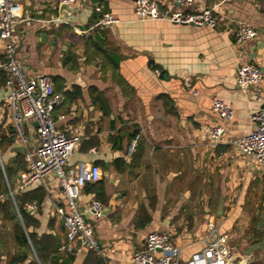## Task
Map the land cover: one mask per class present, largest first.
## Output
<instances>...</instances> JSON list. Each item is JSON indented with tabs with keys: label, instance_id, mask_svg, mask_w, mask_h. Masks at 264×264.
Here are the masks:
<instances>
[{
	"label": "crops",
	"instance_id": "obj_1",
	"mask_svg": "<svg viewBox=\"0 0 264 264\" xmlns=\"http://www.w3.org/2000/svg\"><path fill=\"white\" fill-rule=\"evenodd\" d=\"M15 1L22 5L15 26L17 57L27 73L57 77L62 90L81 88L80 98L54 111L61 129L81 137L69 166L99 165L109 197L102 218L87 213L101 252L84 249L71 264H135L133 253L154 230L173 235L181 262L203 264L212 225L216 234L228 235L239 258L264 263V222H259L264 220V167L233 143L255 127L251 115L264 105V78L247 89L236 81L245 62L257 63L264 72V0H194L189 11L213 8L216 29L142 20L136 0H76L72 5L79 10L70 15L60 11L61 0ZM154 1L162 12L180 6L176 0ZM95 6L112 12L117 21L98 25ZM242 24L259 34L240 44L236 32ZM4 47L0 39V54ZM92 87L102 91L109 111L93 102ZM7 92L0 85V131L11 135V113L3 104ZM213 97L232 107V120L223 122L212 109ZM217 124L225 131L214 143L211 128ZM27 133L34 143L30 126ZM17 152L24 155L17 138L0 149V173ZM9 187L13 197L23 189L19 174ZM37 187L45 190L44 201H36V210L26 204L40 220L36 231L57 234L64 242V223L55 213L66 205L59 180L49 174L25 190ZM92 197L95 192L85 188L83 209ZM147 217L150 222L143 224ZM254 243L262 247L247 256ZM61 255L68 257L65 251ZM6 260L2 249L0 264Z\"/></svg>",
	"mask_w": 264,
	"mask_h": 264
},
{
	"label": "built area",
	"instance_id": "obj_2",
	"mask_svg": "<svg viewBox=\"0 0 264 264\" xmlns=\"http://www.w3.org/2000/svg\"><path fill=\"white\" fill-rule=\"evenodd\" d=\"M75 1L61 0L62 3L68 4H74ZM176 1L180 5L179 8L162 12L154 0H136L135 12L142 20L165 19L174 23L217 28L218 16L213 8L189 11L194 0ZM95 11L98 15V25L108 26L117 21L112 12L104 10L101 6H95ZM21 19L22 5L19 1L0 0V39L5 41V57L0 60V71L6 75L5 85L8 89L3 104L10 110L17 140L24 147L26 161V168L19 172V188L38 184L49 174H54L59 180L66 204L65 207H57L55 211L65 227V240L59 250L73 255H78L84 249L101 252L94 235V226L88 220L87 213L90 212L97 219L102 218L106 205L100 199L92 197L83 209L80 199L85 186L100 181L103 171L97 164L80 163L69 166V159L81 137L79 134H68L57 125L54 110L63 103L64 95L55 92L52 77L29 75L19 61L15 26ZM258 34L256 27L242 24L236 32V42L245 43L256 38ZM263 78L264 72L255 62L242 63L237 69L236 81L243 89L257 87ZM211 105L223 122L234 118L232 107L224 100L213 97ZM251 118L256 123L255 127L233 143L242 154L264 167V105L254 111ZM29 126L35 132L34 143H31L26 135ZM224 131L223 124L211 128L214 143L223 139ZM137 140L134 139L129 147L130 155L136 148ZM10 194L13 196V191H10ZM28 208L36 210L38 203L33 201ZM211 231L212 237L203 255L206 263L203 264H238L246 260L237 256L228 242V235L216 234L213 225ZM180 253L181 250L171 233L154 230L147 235L143 247L133 253L132 261L135 264H185L180 260ZM197 263H200L198 259L188 262ZM245 264H250V261Z\"/></svg>",
	"mask_w": 264,
	"mask_h": 264
},
{
	"label": "trees",
	"instance_id": "obj_3",
	"mask_svg": "<svg viewBox=\"0 0 264 264\" xmlns=\"http://www.w3.org/2000/svg\"><path fill=\"white\" fill-rule=\"evenodd\" d=\"M105 54L108 53L105 52ZM4 57L3 54H0V60ZM68 59L66 58V62ZM52 79L55 92H62L64 95L62 106L71 104L82 96L81 88L78 85H74L71 90H62L57 82L59 78L52 77ZM5 81L6 75L0 71V85H4ZM90 90L93 102L103 111H109L107 99L102 91L96 87H92ZM16 138L17 134L14 128L11 135L0 131V149L14 144ZM25 168L24 155L17 152L15 157L5 164V174L0 173V196H3V199L0 200V214L3 220V229H0V251L2 249L5 251L6 264H71L74 255L65 251L68 257L63 258L62 251L59 250L63 244L61 237L52 233L39 234L36 229L40 226V220L36 213H30L26 207V204L32 201H37L41 205L46 195L45 190L42 187L32 190L23 188L19 193H15L14 197L10 195L9 184L13 189L14 178ZM85 188L88 191L95 192L98 199L104 204H108L109 197L103 180L88 183ZM141 221L144 222L143 224H147L150 222V217ZM259 222H264V220ZM30 228H32L31 231ZM89 250L92 251L93 249ZM61 258H63L62 261H60Z\"/></svg>",
	"mask_w": 264,
	"mask_h": 264
},
{
	"label": "water",
	"instance_id": "obj_4",
	"mask_svg": "<svg viewBox=\"0 0 264 264\" xmlns=\"http://www.w3.org/2000/svg\"><path fill=\"white\" fill-rule=\"evenodd\" d=\"M76 10H79V7L78 6H75V5H72V4H68V3H61V5H60V11L61 12H65L66 13V15H70V14H72L74 11H76ZM35 124V126H38V124L37 123H34ZM22 150V149H21ZM3 167L0 165V170L2 169ZM107 174V173H106ZM31 212H32V210H30ZM32 230V228H30V231ZM260 247H262V244H259V243H254V244H252L247 250H246V252H245V254L247 255V256H251L252 255V252L255 250V249H257V248H260ZM248 262V260H245V261H242V262H240V263H238V264H245V263H247ZM234 264V263H233Z\"/></svg>",
	"mask_w": 264,
	"mask_h": 264
},
{
	"label": "rangeland",
	"instance_id": "obj_5",
	"mask_svg": "<svg viewBox=\"0 0 264 264\" xmlns=\"http://www.w3.org/2000/svg\"><path fill=\"white\" fill-rule=\"evenodd\" d=\"M26 131H27V130H26ZM26 135L29 137V134H28V133H27Z\"/></svg>",
	"mask_w": 264,
	"mask_h": 264
}]
</instances>
